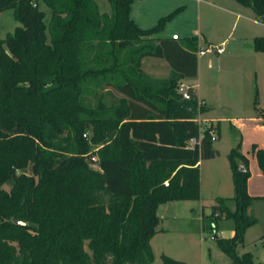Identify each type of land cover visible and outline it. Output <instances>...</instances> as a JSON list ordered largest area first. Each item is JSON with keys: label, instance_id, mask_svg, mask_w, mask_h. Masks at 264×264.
<instances>
[{"label": "trees", "instance_id": "16d2710c", "mask_svg": "<svg viewBox=\"0 0 264 264\" xmlns=\"http://www.w3.org/2000/svg\"><path fill=\"white\" fill-rule=\"evenodd\" d=\"M42 1L48 24L38 0H0L20 24L0 38V264H152L159 207L200 201V163L219 156L196 122L197 90L190 101L178 93L198 77L199 38L157 37L183 8L142 29L136 0H108L110 14L95 0ZM234 1L264 20V0ZM253 43L264 54V36ZM145 58L175 75L156 87ZM256 157L264 174V150ZM228 161L234 196L202 214L201 231L233 264H256L238 253L258 222L241 143ZM223 222L233 237L219 236Z\"/></svg>", "mask_w": 264, "mask_h": 264}, {"label": "rangeland", "instance_id": "374dc122", "mask_svg": "<svg viewBox=\"0 0 264 264\" xmlns=\"http://www.w3.org/2000/svg\"><path fill=\"white\" fill-rule=\"evenodd\" d=\"M95 1L102 13H111L108 0ZM230 1L236 4L234 0ZM38 3L40 9L46 13L48 24L51 11L42 0H38ZM132 8V19L137 20L136 23L143 29L156 27L160 19L183 8L165 25L164 30L157 36L159 38H166L174 32L182 38L199 36L200 50L208 47L207 41L217 46L225 42L226 54H208L201 57L197 79L186 78L181 82L197 86L207 101L208 110L197 116L203 121L202 125L210 126L214 123L213 120L216 123L221 122V140L214 143V146L225 148L239 137L241 152L250 161L249 194L255 200L249 215L258 222L247 230L244 244L238 247V253L243 255L251 252L256 264H264V174L256 157L257 150H264V134L242 131L241 137L230 124L232 118H248L249 111L254 107L264 115V54L259 56L261 60L250 71L246 68L245 58L236 56L233 61L227 58L228 52L235 45L246 52L254 51L251 36H264V20L258 19L253 12H250V18L257 20V23L246 18L237 20L236 16L205 3L199 4L196 0H136ZM18 26L20 24L15 20L12 10L0 13V38H7ZM209 60L213 61L212 67L208 64ZM142 67L149 82L156 87L172 78V70L163 59L145 58ZM202 175V202H170L159 207V232L151 241L154 254L152 264H163V255L186 264H233L219 249L213 235L203 234L201 231L202 205L206 206V214L209 215L210 207L217 200L215 194L223 191V187L219 190L215 186V182H224L223 175H212L206 163ZM5 189L10 188L6 185ZM230 225V222H223L219 236L231 238V231L228 230Z\"/></svg>", "mask_w": 264, "mask_h": 264}, {"label": "crops", "instance_id": "0c3cea01", "mask_svg": "<svg viewBox=\"0 0 264 264\" xmlns=\"http://www.w3.org/2000/svg\"><path fill=\"white\" fill-rule=\"evenodd\" d=\"M196 1L199 4L205 3V4H208L210 6H214L219 10L224 11V12L228 13L229 15L236 16L237 20H239V18L240 19L246 18L251 22L257 23V20L250 18V15L252 14L250 12H253V11L251 9L243 7L242 5L238 4L236 1L235 2L237 5L235 3H232V1H230V0H196ZM247 10H251V11H247ZM132 13H133V10L131 12V15H132ZM253 14H254V12H253ZM247 15L249 16L248 18H247ZM173 35H176V33L174 32L171 35H168L166 38H173ZM198 38H199V36H198ZM255 38L256 37L251 36V39H253V41ZM180 39H182V37H180ZM207 43H208V45H214L212 43H209L208 41H207ZM220 45H225V42H223ZM224 54H226V52ZM261 55H263V54L257 53L255 50L254 51H247V52L244 49L240 50V48L236 47V45H235L228 52L227 58L230 59L231 61H233L234 59L236 60V56L237 57L241 56V57L245 58L246 64H247L246 68L250 71L251 69L256 67V63L258 64V62L261 60V57H259ZM217 56H220V55H217ZM199 58H201V57H199ZM208 64L210 67H212L213 61L209 60ZM199 72H200V66H199ZM174 75H175V73L172 71V73L170 74V77H173ZM198 76H199V74H198ZM196 79H197V77H196ZM184 80H186V79H183L182 81H184ZM189 85L197 90L199 101H200V103H202L205 106L206 111H207L208 110L207 101L203 97L201 91L197 88V86L191 85V84H189ZM257 110L258 109L256 107H254L253 110L251 109V111H249L250 114H249L248 118L238 119V120H235L234 118H232L230 120V124H231L232 128H234V130L238 131L239 135H241V137H242V131H249V132H253V133H263L264 134V115H261L260 112ZM213 121H214V123H212L210 126H207V127L210 130L215 129L218 131L217 139L214 142V143H216V142L221 140V122L216 123L215 120H213ZM238 141H239V137L238 138L236 137L233 144L228 145L225 148H221V146H214V148L219 152V156L216 157L215 159L205 160V161H202L200 163L201 199L198 202H202V200H203V178H202L203 175H202V171H203V166L205 163L208 164L209 169H210V173L212 175H219V174L223 175V177H222L224 179L223 183H220V181L215 182V186L217 187V189L220 190L223 187L221 189L223 191H221L222 193L219 192V193L215 194L214 197H216V199H218V198H233V196H234V185H233V179H232V170H231V167H230V164L228 161V155L231 152V150L234 149L238 145ZM249 183H250V180H249ZM248 190H249V184H248ZM263 198H264V195H263ZM181 202H190V201H181ZM203 213L206 214V206L205 205H202V214ZM160 231H164V230H160ZM233 236H234V232L231 231V237H233Z\"/></svg>", "mask_w": 264, "mask_h": 264}, {"label": "built area", "instance_id": "2783aa9c", "mask_svg": "<svg viewBox=\"0 0 264 264\" xmlns=\"http://www.w3.org/2000/svg\"><path fill=\"white\" fill-rule=\"evenodd\" d=\"M36 6V4H34ZM173 39L179 40L180 37H178L177 35H173ZM226 52L225 50V45H208V47L205 50H200L198 52V56L199 57H204L208 54H215V55H223ZM193 88L190 85L185 84L184 82H180L179 86H178V93L183 97L184 100L186 101H190L192 99V95L190 93V89ZM199 105H203L202 103H200L199 101ZM201 115V114H200ZM196 122L199 124L200 128L202 129V131H205L207 129H209L207 126L202 125L203 121L201 120V118H197ZM210 134L212 136V141L215 142L217 139V131L215 129L210 130ZM197 143V141L192 140L190 145L194 146Z\"/></svg>", "mask_w": 264, "mask_h": 264}, {"label": "water", "instance_id": "95a60500", "mask_svg": "<svg viewBox=\"0 0 264 264\" xmlns=\"http://www.w3.org/2000/svg\"><path fill=\"white\" fill-rule=\"evenodd\" d=\"M16 223L19 224V225H25V223L20 222V221H16Z\"/></svg>", "mask_w": 264, "mask_h": 264}]
</instances>
